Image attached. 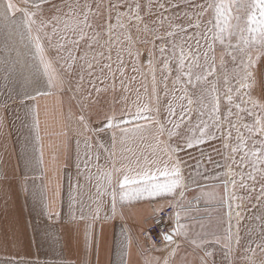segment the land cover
Here are the masks:
<instances>
[{"label": "snow or ice", "instance_id": "1", "mask_svg": "<svg viewBox=\"0 0 264 264\" xmlns=\"http://www.w3.org/2000/svg\"><path fill=\"white\" fill-rule=\"evenodd\" d=\"M48 4L49 0H19V3L14 2V0H5L3 4H0V18L15 25L23 48L29 52L31 51L30 45H34L35 48L31 65L28 66L27 63L25 65L27 71L22 74V87L36 91L38 95L49 94L39 90L42 78H46L43 79V83L47 88L53 91L62 89L68 84L66 77L74 71L76 62L81 61L82 63L79 64L78 69H75L79 79L83 81L84 73H86L91 78L89 83L98 97L99 94L108 91L107 86H97V81L100 85H106L108 79L106 73L111 74L113 81L111 87L115 91L116 73H120L121 77L127 73L124 60L119 53L117 56L119 66L115 71H113L112 63H101L97 55H93L91 59H89L87 51L83 55H73V49L66 48L64 44H60L59 48L68 52L67 57H62L67 65L66 68L63 66L54 67L55 61L47 58L40 32L48 26L42 18ZM92 7V5H84L83 19L74 16L71 23H65L66 29L78 34V39L69 41L76 49H79L81 41H85L89 50L94 48V44L88 43L90 38L85 32V29L93 28V24L89 23V14H92L93 20L96 19V13L91 12ZM95 7L102 19L103 12L101 9L105 6L96 4ZM121 7L125 8L124 12L116 11ZM108 8L110 10L109 17L111 11L116 12V25L109 24V32L113 27H125L122 18L135 21L137 30L140 31L139 24L145 21L146 16L151 17L155 14L157 17L150 21L151 26L145 23L143 28L146 34L154 37V40L149 41L146 36L141 41V43H152L153 45L148 54V65L152 76L151 91L149 92L148 84L142 82L141 87L144 90V96L142 97L139 89H137L136 100L132 102V106H129L128 97L125 96L123 98L124 107L119 115L115 110L104 113V119L97 121L102 127L95 129L97 132L112 131L113 150L108 157L111 170L105 173L109 183H112L114 176L122 174V180L118 181L119 191L117 192L113 188L111 192L113 213H115L118 195L121 201L132 202L142 198L174 197L177 190H179L181 199L184 198L187 185L184 182L183 162L179 153L187 149L198 148L208 140L217 138L216 132L220 131L222 127L221 93L217 88V83L221 78L228 85L223 97L226 98L229 107L226 115L223 116V120L228 122L229 139H231L233 130L237 134L235 146L232 147L230 144L225 143L224 148L231 150L233 164L241 170L238 174L239 180L233 179L224 184L223 197L214 192L204 193V195L219 199L221 204L227 202L230 217L233 202H243L245 199L250 202L257 184H259L257 199L264 197V102L252 96L256 65L264 57V0H163V2L155 0V3H153V0H148V3H144V0H121L118 3H110ZM154 9L159 11L154 12ZM169 11V15H164L165 12ZM142 12L145 15H141ZM181 12H183V15L180 14ZM16 13L21 14V20L14 19ZM37 17L41 18L39 26H37ZM165 24H167V28H165L164 35H160L159 29L164 27ZM100 27H103V25L101 24ZM189 29L192 31H189ZM100 35V32H96L91 39L96 41ZM156 40L162 41L158 49L159 64L161 65L159 71L161 73L160 83L164 86L165 94L167 95L168 81L173 71L177 73L176 83H180L182 79L186 78L184 80L185 84L192 88L190 96L187 95V89L185 88V95L179 97L181 100H187V106H181L178 120L172 119V117L177 116V113L169 103L167 123L158 119L160 97L157 92L158 82L156 79ZM233 40L236 41L235 44L232 43ZM226 42L227 47L233 49L232 52L227 53L232 57L233 67L231 69L225 66L223 56L220 58L219 68L217 67L215 45L217 43L225 45ZM132 43L131 36H129V57L133 55ZM202 48H206V51L201 52ZM99 55L103 56V53ZM139 56L140 52L137 49L135 52L137 60ZM36 57H38V60ZM107 59L111 61L110 54ZM201 59H203V63H201ZM171 65L175 66L174 69ZM132 71L139 72L141 70L134 66ZM218 71L219 76L217 75ZM142 76L143 80L146 81V75L142 74ZM209 77L214 79L210 82ZM131 80L134 81L135 77H132ZM233 81H235V84H233ZM121 85L125 92L131 91L125 85L123 79ZM25 95L30 99L36 98L29 91H25ZM245 96L248 98L247 101L244 99ZM234 98L238 99L239 103H234ZM245 104L250 105V107L244 106ZM192 112L197 115L195 123H193L191 117ZM186 113L188 114L187 123L185 122ZM205 116L208 119H204ZM233 118H235V122ZM245 118H248L251 122H243ZM79 119L84 124L85 130L91 133L93 129L86 122L85 116L80 115ZM209 120L212 121L211 124ZM140 121L145 123L141 124ZM168 124L172 126L168 127ZM35 126L37 129L39 128L38 114L35 116ZM148 126H152L155 130L156 145L150 154L152 158L149 155L133 153L134 160L123 157V159L130 160V162L122 164L119 168L116 167L114 159L116 156L114 149L117 142L116 130L121 133L120 143H124L126 140L137 137L143 140V130ZM184 129H186V132L182 131ZM165 134H167V140L162 139ZM173 138H175V143H169ZM77 143L79 145V141ZM160 145H163V147H160ZM98 147L104 149L103 144H99ZM85 148L89 150L92 148V144L87 140L85 141ZM104 151H108V149H104ZM127 151L132 152L131 149H127ZM201 155H203V152H201ZM236 155L240 156L238 162L235 160ZM164 157H167V159ZM93 158L99 160V155L93 157L89 155L88 151L85 152L84 167L86 169L88 168V161ZM27 163L30 164L31 161ZM246 166L250 167L251 170L245 171ZM77 167H79V164ZM229 183L232 186L231 192L228 190ZM237 188L245 195L241 196L237 192ZM171 206L182 207L179 202ZM240 206V203L236 204V208H240ZM175 215L176 228L162 235V239L168 244L173 243L174 234L187 235L184 231L185 225L179 223L181 214L177 212ZM235 216L240 218L242 213L237 211ZM94 218H98V213ZM229 223L231 224V220ZM233 241L239 246V225H237L235 235L232 234L230 227L225 236L226 260L228 253L231 252ZM193 243H196V241H193ZM88 244L90 246V238ZM197 246L199 247V245ZM257 247L264 251V243L258 244ZM206 255H211V253H206ZM119 264H124L123 252L120 254ZM164 264H168V261L165 260ZM261 264H264V261Z\"/></svg>", "mask_w": 264, "mask_h": 264}, {"label": "crops", "instance_id": "2", "mask_svg": "<svg viewBox=\"0 0 264 264\" xmlns=\"http://www.w3.org/2000/svg\"><path fill=\"white\" fill-rule=\"evenodd\" d=\"M101 1L107 0H49L42 17L48 26L40 36L47 58L55 61L54 67L65 64L62 57L68 55L59 48L60 44L76 51L69 41L78 39V34L66 29L65 23H71L74 16L83 19L84 5L95 6L94 3ZM4 2L0 0V4ZM92 18L90 13L89 23ZM14 19L21 20V14L16 13ZM39 22L37 18V26ZM85 32L91 33L89 29ZM30 49L29 52L23 48L15 25L0 18V264H119L121 252L124 264H164L165 260L168 264H199V256L205 259L208 253L199 244L200 237L205 236L199 234L203 221L200 219H204L203 212L213 207L215 201L204 195L213 193V188L199 191L195 178L199 168H195V177H192L195 182L188 180L186 166L183 171L187 191L181 202L179 223L185 225L187 235H177L174 254L164 259L158 249L141 253L135 242L141 239L152 211L167 201L180 199L179 190L174 197L132 202L121 201L118 195L113 213L111 192L113 188L119 191L122 174L114 176L111 184L105 175L111 170L108 157L113 150L112 131L88 133L82 122L69 119L64 93L61 89L47 88L43 83L46 78H42L39 90L49 94L38 95L22 87L25 65H31L35 53L34 45ZM25 91L36 98L30 99ZM11 98L20 99L16 100L20 103L18 111L31 119L23 124L25 134L15 145L8 140L7 128L1 124L8 112L3 103ZM116 136V167L134 160L133 153L152 158L150 151L155 146L150 142L137 137L120 143L119 130ZM86 140L92 144L90 150L85 148ZM99 144L108 151L99 148ZM86 151L93 157L99 155V160L88 161L87 169L84 167ZM187 159L186 155L185 165ZM97 213L98 218H94Z\"/></svg>", "mask_w": 264, "mask_h": 264}, {"label": "rangeland", "instance_id": "3", "mask_svg": "<svg viewBox=\"0 0 264 264\" xmlns=\"http://www.w3.org/2000/svg\"><path fill=\"white\" fill-rule=\"evenodd\" d=\"M121 0H107L96 2V4H103L105 7L101 9L103 12V18L101 19L99 13H97V9L93 6V13H96V19L93 20L92 24L93 28L89 29L90 34L87 36L90 38L88 43L94 44V48L89 50L87 48V44L80 43L79 49H76L73 55H83L85 51L88 52V57L91 59L93 55H97L100 59L101 63H112L113 71L119 66L117 61L118 53L120 57L124 60V66L127 68V73L125 76L121 77L120 73H116L115 79V91L112 90V77L111 74L106 73L108 79L106 81V85H100L97 81V86L105 87L107 86L108 91L99 94L91 87L89 83L90 77L84 73V80L80 81L79 75L75 69H78V66L81 61H77L74 65V71L69 74L66 79L68 80V84L61 89V93L65 95V107L68 110V117L72 120L80 121V115H84L86 122L89 126L93 127L92 132H96L95 129L102 127L98 120L104 119V113H109L111 110H115L117 115L124 107L125 96L128 97V104L132 106V102L136 100L137 89H139L141 96H144V90L141 87L142 82H146L149 86V92L151 91V82L152 76L151 71L148 65V54L149 50L152 49V43H141L142 40L147 39L149 41L154 40V37L146 34L143 31L144 24L148 23L151 26L150 21L156 19V15H152L151 17L146 16L145 21L139 24L140 31L137 30L136 22L129 21L126 18H122V23L125 24L124 28L113 27L111 32H109L108 25H116V12L111 11V16L109 17V8L108 5L110 3H118ZM163 2V0H161ZM144 3H148V0H144ZM155 3V0H153ZM187 10V9H185ZM116 11L124 12L125 8L121 7ZM158 9H154V12H158ZM171 11V10H170ZM169 12H165L164 15H169ZM183 15V12L180 13ZM191 14V13H189ZM141 15H145L144 12ZM44 17V13H43ZM41 19L40 17H37ZM103 27H100V25ZM165 28H167V24L164 27L159 29L160 35H164ZM189 31H192L189 29ZM96 32H100L101 35L97 38L96 41L91 39ZM131 36L133 41L131 45L133 55L129 57L128 55V37ZM98 41V42H97ZM235 40L232 41L235 44ZM155 44L157 46L156 51V63H157V92L159 93V107L160 114L158 119L161 122L167 123L168 118V106L171 103L172 107L175 109L177 116L172 117L173 120L179 119V114L181 112V106H187V100H181L179 97L185 95V88L187 89V95H191L192 88L185 84L184 79L181 80L180 83H176L177 73L173 71L169 81H168V90L167 95L164 91V86L160 83L161 73L159 71V47L162 44V41L156 40ZM137 49L140 52L139 59L137 60L135 57V52ZM206 51V48H202L201 52ZM233 49L227 47V42L225 45H220L217 43L215 45V55L217 58V67L219 68L220 58L223 56L225 66L229 69L233 67L232 57L227 53L232 52ZM103 53V56L99 54ZM111 55V61L107 59L108 55ZM246 59V57H245ZM187 63V61H186ZM201 63H203V59H201ZM67 67L66 64H61L59 67ZM139 68L141 71L133 72V67ZM174 69V65H171ZM194 71H196L194 69ZM142 74H145L147 79L143 80ZM217 75L220 73L218 71ZM255 84L252 89V96L255 99L264 102V57L260 59V61L256 65L255 70ZM132 77H135V80H131ZM124 80L125 85L131 89L130 92H125L123 86L121 85V80ZM214 78L209 77V81L211 82ZM235 84V81H233ZM228 85H226L223 81V78L219 80L217 83V88L221 93V123L222 127L220 131L216 132V139H210L205 144L200 145L198 148L187 149L181 153H179L180 158L182 159V172L188 168V180H192V177H195V168H199V172L196 173V180L199 182V191H212L213 188L214 193L218 194L220 197L224 196V184L233 179L239 180V172L240 168L233 164V154L231 150H226L224 148V144L228 143L232 147L237 143L236 132L233 130L231 134V139H229V126L228 122L223 120V116L227 113V108L229 107L226 103V98L223 97V93L226 90ZM246 91V90H242ZM146 99V98H145ZM245 101H247V96L244 97ZM18 98H11L5 101V107L8 112L5 114L4 119H1L2 127L7 128V138L10 140L11 144H14L25 134V130H23V124H27L29 122L30 116L27 114H22L21 110L18 111V105L20 104ZM234 103H239L238 99L234 98ZM244 106H249L245 104ZM195 107V106H193ZM14 110V112H13ZM17 110V111H16ZM134 110V107H133ZM235 111V109H233ZM258 111V110H257ZM25 112V111H24ZM188 114H185V122L187 123ZM191 117L193 123L197 120V115L195 112L191 113ZM204 119H208L207 116ZM235 122V118H233ZM81 122V121H80ZM106 122V121H105ZM245 123H250L251 121L248 118H245L243 121ZM141 124H144V121H140ZM211 124L212 121L209 120ZM171 124H168V127H171ZM239 126V125H237ZM154 128L152 126H148L143 130L144 140L150 142L152 146L156 145V141L154 139ZM186 132V129L182 130ZM215 131V129H213ZM243 131V130H242ZM5 132V133H6ZM91 132V133H92ZM258 138V137H257ZM167 140V134L162 138ZM169 143H175V138ZM251 143V142H249ZM163 147V145H160ZM155 147L150 151L154 150ZM203 152V155H201ZM183 158H182V155ZM186 155L188 156L187 165L186 163ZM209 157L211 158L209 160ZM227 157V159H225ZM167 158V157H164ZM240 156L236 155L235 160L238 162ZM199 162L198 164L195 162ZM245 171H250V167L246 166ZM235 174V175H234ZM190 180V182H191ZM195 180V179H194ZM251 186V184H250ZM229 192L232 191V186L228 184ZM237 192L243 196L244 192L240 191L237 188ZM259 195V184L255 186V191L252 193V199L249 202L245 199L243 202L234 201L232 207V215L229 216V209L227 202L221 204L220 200L215 198L214 205L211 208L205 209L203 215L204 219L200 222L199 225V234L205 235L203 238L200 237L199 244H203L205 246L204 250L211 255H206L205 259H202L199 256V264H261L264 261V251L261 250L260 247H257L258 244L264 243V197L257 199ZM240 203V208H236V204ZM239 211L242 213L240 218L235 216V213ZM231 220V224L229 221ZM237 225H239V236H240V244L237 246L236 244H232L231 252L227 255V260L225 259V254L227 250L225 249V236L231 227V232L233 235L237 233ZM208 236V237H206ZM210 237V238H209ZM209 238V239H208ZM209 240L210 243L207 244L206 240Z\"/></svg>", "mask_w": 264, "mask_h": 264}, {"label": "built area", "instance_id": "4", "mask_svg": "<svg viewBox=\"0 0 264 264\" xmlns=\"http://www.w3.org/2000/svg\"><path fill=\"white\" fill-rule=\"evenodd\" d=\"M177 202L182 205V199L177 197L174 200L163 203L160 207L152 211L149 221L146 223L142 232L141 239L135 242L141 253L158 249L162 259L171 255L177 242V235H173V243L171 244L165 242L162 239V235L165 232H170L177 226L175 214L182 208L171 206ZM189 202L191 203L193 201L190 200Z\"/></svg>", "mask_w": 264, "mask_h": 264}, {"label": "flooded vegetation", "instance_id": "5", "mask_svg": "<svg viewBox=\"0 0 264 264\" xmlns=\"http://www.w3.org/2000/svg\"><path fill=\"white\" fill-rule=\"evenodd\" d=\"M232 244H235V241H233Z\"/></svg>", "mask_w": 264, "mask_h": 264}, {"label": "water", "instance_id": "6", "mask_svg": "<svg viewBox=\"0 0 264 264\" xmlns=\"http://www.w3.org/2000/svg\"><path fill=\"white\" fill-rule=\"evenodd\" d=\"M181 208H183V204H182V207Z\"/></svg>", "mask_w": 264, "mask_h": 264}, {"label": "bare ground", "instance_id": "7", "mask_svg": "<svg viewBox=\"0 0 264 264\" xmlns=\"http://www.w3.org/2000/svg\"><path fill=\"white\" fill-rule=\"evenodd\" d=\"M196 205V204H195ZM185 211V210H184Z\"/></svg>", "mask_w": 264, "mask_h": 264}]
</instances>
